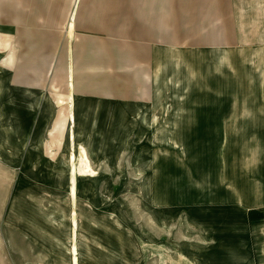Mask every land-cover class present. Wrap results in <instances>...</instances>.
Returning a JSON list of instances; mask_svg holds the SVG:
<instances>
[{"label": "rangeland", "instance_id": "obj_1", "mask_svg": "<svg viewBox=\"0 0 264 264\" xmlns=\"http://www.w3.org/2000/svg\"><path fill=\"white\" fill-rule=\"evenodd\" d=\"M193 1L104 120L64 92L13 106L0 82V264H264V0Z\"/></svg>", "mask_w": 264, "mask_h": 264}, {"label": "crops", "instance_id": "obj_2", "mask_svg": "<svg viewBox=\"0 0 264 264\" xmlns=\"http://www.w3.org/2000/svg\"><path fill=\"white\" fill-rule=\"evenodd\" d=\"M198 1L203 10L221 6L218 0ZM9 2V34L0 33V51L6 50L0 57V82L9 86L13 106L34 105L37 91L43 105L45 94L64 92L66 104L86 116L82 120H104L102 106L129 102V76L141 84L133 88L143 96L142 85L153 81L152 70L145 68L153 66L162 42L172 43L163 19L176 14L173 0Z\"/></svg>", "mask_w": 264, "mask_h": 264}, {"label": "bare ground", "instance_id": "obj_3", "mask_svg": "<svg viewBox=\"0 0 264 264\" xmlns=\"http://www.w3.org/2000/svg\"><path fill=\"white\" fill-rule=\"evenodd\" d=\"M70 21H72V20H70ZM70 33H71V31H70ZM69 117H70V120L73 122L74 121V116H73V113L72 112H70ZM69 156H70V163L72 165V175H71V179H72V196H73V199H74L75 196H74V185H73V183H74V177H75L74 175H75V170H76V168H75L76 155L72 153ZM79 156L80 157H79V167H78V170L80 171V173L82 172V173L94 174L95 172L93 171V168L90 167L89 160H88V156H87V154H86V152L84 150V147H82V146L80 147V155ZM70 198H72V197H70ZM75 212H76L75 210L72 211V216H73L72 217V222H73L74 225H76V220H75V217H74L76 215ZM72 233H73V231H72ZM74 264H76V257L75 256H74Z\"/></svg>", "mask_w": 264, "mask_h": 264}]
</instances>
